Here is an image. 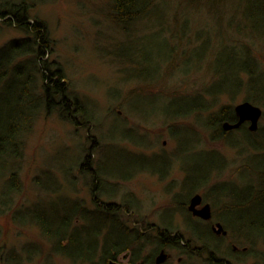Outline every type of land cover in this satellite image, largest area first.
<instances>
[{"label":"rangeland","instance_id":"obj_1","mask_svg":"<svg viewBox=\"0 0 264 264\" xmlns=\"http://www.w3.org/2000/svg\"><path fill=\"white\" fill-rule=\"evenodd\" d=\"M108 7V0H51L37 4L33 9V18L45 21L52 39L53 50L49 59L62 67L69 80L70 95H76L85 103L89 111L85 119H95V122L79 126L61 117L56 110L42 112L36 118L31 132L25 137L20 169L21 191L15 196L10 210H0V264H9L3 258L7 256L13 258L15 264H83L74 263L54 252L34 222L19 218L24 209L35 210L39 206L38 202L49 198L58 202V198L65 197L68 203L77 201L85 205L89 212H94L96 206L93 202L92 182L80 172L79 167L82 158L88 154L91 155V162L99 156L100 170L107 173V181H104L102 187L100 185L96 188V194H101L99 199L116 203L118 209L121 208L111 216L112 222L119 219L134 234L147 227H151L156 234L153 229L156 226L167 228L170 231L168 234L178 233L182 237L180 240L183 244L180 242L179 247L171 249L172 246L166 243L169 247L167 251L173 254L172 262L210 264L207 257L212 254L209 252L219 253L220 256L232 252L239 254L234 258L229 256L232 264H264V247L259 243L251 247L237 240L236 231L231 228H228L229 233L225 237H221V234L216 236L212 232L215 239L207 241L208 244H204L208 246L206 248L199 241L202 248L193 253L188 249L198 246L189 240H196L189 229L190 225L204 231L206 235H210L207 229L211 225L206 221H203L204 225L199 224L202 220L188 211L192 195L199 193L203 201L210 203L213 221L220 222L225 228L219 217V205L207 195V189L210 186L229 188L241 183L238 168L243 157L238 154L237 148L223 138L214 137V132L205 130L202 124L209 112L223 106L235 107L245 100L244 94L241 92L233 99L227 93L221 94L204 113L195 112L192 113L195 116L190 115L187 119H179L177 123L170 124V115L164 113L167 110L177 113L193 110L194 104L190 102L194 101H187L179 107L176 100L181 101L182 96L195 100L192 91L210 83L208 74L204 75V69L195 70L190 76L160 79L151 84H146L148 80L132 76L136 74L135 67H139L135 63L153 56L155 45L161 38L152 29L156 25L153 21L132 24L127 32L119 29L106 17ZM27 34L13 23L7 24L0 19V47ZM116 42H120L118 50L110 47ZM110 43L112 45H108ZM263 54L264 45H261L259 55ZM260 59L264 66V55ZM169 91L184 93L168 95ZM146 92H154V95ZM206 97L212 101L211 96L206 94ZM196 115H199L202 124L195 121ZM260 126H264V116L259 120ZM188 128H196L198 131L188 132ZM232 136L242 141L240 133L234 132ZM93 139L97 143L102 142L100 149L92 147ZM123 147L147 159L128 155ZM210 149L217 150L223 156L225 167L214 171L205 188H198L187 201L180 204L176 197L185 198L186 189L182 188L188 181V174L197 181L200 179L201 171L205 170L200 157L203 150ZM93 164L97 165L95 160ZM126 165L129 167L124 168ZM114 166L117 168L113 170ZM50 176L54 182L51 179L46 185L58 189L57 192L50 193L35 181V178L46 180ZM122 176L129 178L122 179ZM2 183L0 180V189ZM107 191L113 194L105 193ZM76 223H83V220L77 219ZM153 232L142 235L137 241L139 245L144 244L145 253L155 251L158 246V239L153 237ZM186 241L189 242L187 246L184 245ZM233 244L240 250L234 251ZM216 246H219L221 252H215ZM245 247L247 251H243ZM127 249L122 250L121 254ZM179 254L183 259L178 262ZM111 260H108V264Z\"/></svg>","mask_w":264,"mask_h":264},{"label":"trees","instance_id":"obj_2","mask_svg":"<svg viewBox=\"0 0 264 264\" xmlns=\"http://www.w3.org/2000/svg\"><path fill=\"white\" fill-rule=\"evenodd\" d=\"M48 1L51 0H0V19L28 33L0 47L1 211L10 210L15 196L21 191L20 169L25 137L42 112L56 110L61 117L79 126L95 122L93 118L85 119L88 108L79 97L70 95L69 80L62 67L49 59L53 43L47 24L32 16L35 5ZM108 6L106 17L119 29L127 32L132 24L153 21L156 25L152 29L161 38L155 45L153 56L135 63L139 67H135L136 74L132 76L148 80L146 84H151L160 79L190 76L195 70L204 69V75L208 74L210 83L192 91L195 100L185 96H182L181 101L176 100L179 107L187 101H194L190 102L194 104L193 110L188 113L167 110L164 113L170 115V124L177 123L179 119H187L195 112L204 113L215 104L219 95L225 93L233 99L242 92L245 100L262 108L264 116V66L260 59L264 54L259 55L261 45H264V0H108ZM119 44L116 42L108 45L118 50L121 47ZM136 49L140 50L138 47ZM118 54L121 55V52ZM146 93L154 95V92ZM183 93L169 91L168 95ZM206 94L212 97V101L207 99ZM204 120L205 123L203 120V124L200 123L199 115H196L195 121L199 125L202 124L205 130H212L214 137L225 139L243 157L238 168L241 183L229 188L210 186L207 195L218 203L219 217L227 230L231 228L236 231L237 240L251 247L258 243L264 247V126L258 127L256 131L250 130L247 125L225 130L223 122L237 120L232 105L209 112ZM188 129V132L198 131L196 128ZM234 132L240 133L242 141L232 136ZM97 142L93 139L92 147L100 149L102 142ZM123 149L128 155L147 159L142 154ZM82 159L80 172L92 182L93 202L96 206L94 212H89L85 205L77 201L68 203L65 197L58 198V202L49 198L40 200L35 210L24 209L19 219L34 222L52 245L53 251L74 263L108 264L109 259L131 248L138 239L136 234L124 227L122 221H111V216L121 208L118 209L116 203L99 199L101 194H96V188L100 185L102 187L104 181H107V173L100 170L99 156L93 158L97 165H92L90 154ZM200 162L205 170L201 171L198 181L188 174V181L182 188L186 189L185 198L176 197L180 204L187 201L198 188H205L213 172L226 165L223 156L214 149L203 150ZM116 168L114 166L113 170ZM127 178L122 176V179ZM42 179L35 178L40 187L50 193L57 192L58 189L46 185L51 182V176ZM77 219L83 220V223H76ZM199 224L204 225V222L200 221ZM189 229L198 241L208 244L207 241L215 239L210 228L207 229L210 235L191 225ZM164 234L165 243L181 239L179 236L171 237L168 232ZM214 250L216 253L221 252L219 246ZM218 254L211 255L213 264H231L228 258L235 255L232 252L223 253L227 257ZM3 258L9 264L16 262L10 256Z\"/></svg>","mask_w":264,"mask_h":264},{"label":"flooded vegetation","instance_id":"obj_3","mask_svg":"<svg viewBox=\"0 0 264 264\" xmlns=\"http://www.w3.org/2000/svg\"><path fill=\"white\" fill-rule=\"evenodd\" d=\"M242 125H247L248 126V122H244ZM241 125V126H242ZM205 203H208V202H205L202 200V202L197 206L196 209H201V207L204 205ZM211 205V204H210ZM188 211L196 218H198V220H202V221H206L208 224H211L209 225V228L211 230V232H213L216 236L219 234H221L220 236L221 237H225L226 235H228L229 231L223 227L224 230H221V232L219 231V227H218V221H213V219H204L200 216H195V214L193 213L192 210L189 209L188 207ZM213 215V213H212ZM216 222V223H215ZM223 226V225H222ZM151 227H147L146 229H143L142 228V232H138L136 231V237L137 239L139 240V238L142 237V235H145L149 232H153L151 229ZM154 230H156V234L154 233V236L155 238H157V242H158V246L157 248L155 249V251L153 252H150V253H145V246L144 244L143 245H139L137 243V241H135L132 245L131 248L125 250L122 254L121 252L119 254H117L111 261H109V264H176L174 262L171 261V255H173L172 253H169L167 251V249L169 247H167V244L165 243L164 239H163V235H165L164 233L165 232H170L167 230V228H164V229H161L159 227H153ZM144 233V234H142ZM171 237H176V236H179L178 233H174V234H169ZM180 238H182L181 236H179ZM190 242L192 243H197L198 246H191V247H188L190 253H193L194 250L196 249H200L204 246L205 248V243L203 242V246H200V244H198V240H194V239H189ZM194 241V242H193ZM182 243L183 242L180 240H176L175 242H172V243H169L171 247V249L173 248H176L177 246L179 247V243ZM168 243V242H167ZM189 244L188 241H186L184 243L185 246H187ZM247 247L243 248V251H247L246 250ZM233 250L234 251H239L240 249L238 247H236V245L233 244ZM209 254H212L209 252ZM181 254H179L178 256V262L181 261L183 259L182 255L180 256ZM239 255V254H237ZM232 258L236 257V255L234 256H230ZM230 257L228 258V260L230 261V263L232 264V260L230 259ZM207 259H209V261L213 264V262L211 261L210 257L208 256ZM224 259V258H223ZM237 259V258H236ZM210 263V264H211Z\"/></svg>","mask_w":264,"mask_h":264},{"label":"water","instance_id":"obj_4","mask_svg":"<svg viewBox=\"0 0 264 264\" xmlns=\"http://www.w3.org/2000/svg\"><path fill=\"white\" fill-rule=\"evenodd\" d=\"M235 111L238 116L237 122H223V128L225 130L235 129L240 127L244 122H250L249 129L252 131L257 130L259 125V120L262 116V108L259 105L252 103L249 100H244L235 106ZM202 196L199 193H196L191 198V203L189 209L197 216H200L204 219H210L212 217V210L210 203H205L201 209H196L197 206L202 202ZM219 230H224L221 223L217 224Z\"/></svg>","mask_w":264,"mask_h":264},{"label":"bare ground","instance_id":"obj_5","mask_svg":"<svg viewBox=\"0 0 264 264\" xmlns=\"http://www.w3.org/2000/svg\"><path fill=\"white\" fill-rule=\"evenodd\" d=\"M234 112H235V115H236V117H237V120H236V122L238 121V116H237V114H236V111H235V107H234ZM248 128H249V125L247 126ZM230 130H232V129H230ZM229 131V130H228ZM194 195H195V193H194ZM194 195H192V197L194 196ZM191 197V198H192Z\"/></svg>","mask_w":264,"mask_h":264}]
</instances>
